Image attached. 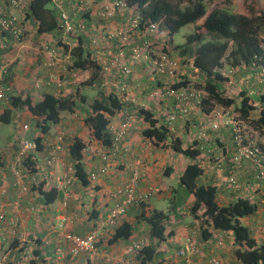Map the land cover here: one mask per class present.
Segmentation results:
<instances>
[{"label": "trees", "instance_id": "obj_1", "mask_svg": "<svg viewBox=\"0 0 264 264\" xmlns=\"http://www.w3.org/2000/svg\"><path fill=\"white\" fill-rule=\"evenodd\" d=\"M6 1L8 3V0ZM6 1L4 2L6 3ZM100 1L101 0H96L95 4H100ZM108 1H110L108 5L114 3L115 1H123L126 6L121 9L116 8L112 16L105 17L102 14L107 4L100 5L98 15L103 20H109L113 18L116 13L120 12L132 11L137 13V28L129 26V20L131 21L136 18L132 17V15L126 19L127 21H124V25L121 27L122 30L132 32L130 37H132L136 31H138V34L141 36L140 41H136V44L131 45L129 50L130 54L131 52L135 53V51L139 50L142 45L144 46L143 42L148 43L152 39H155L148 31L149 26L154 23L158 24L159 29H162L164 32L160 42L163 41L162 45L164 51L167 52V55L173 58L175 56L170 52V49L174 47L178 50V56L180 58H178L179 67L184 65V69L186 70L185 73H179L176 68L178 61L176 60L174 62L172 61L173 59L170 60L169 57L167 58L175 64L172 73L169 74L170 70L166 66L163 67V72H161V70H157V67L154 64L156 59H153L149 54L144 53L143 56L145 57V62L147 64L146 70L148 71L149 68H154L152 69L153 73H151L154 76L152 81L154 86L153 89L161 88L162 92H165L167 89L174 91L181 89H195L196 91L206 93V95L200 99L201 101L199 103V107L210 122L211 120H215V107H222L227 110L233 107L234 113L237 114V117L240 118L243 123L251 119L252 113L255 110H258L257 106L250 102L251 98L248 96L246 90L240 92V104L236 105V98L225 95L224 91L221 89L222 85L228 81L227 77H225L224 73H222L223 71L227 73V68L233 69L244 65L245 67L257 70L258 72L260 71L259 73L264 71V48L262 46V34L264 32V8H260L258 6V0H244L239 6L240 10H238V12H232L227 7H224L219 3H215V0ZM210 2L215 3L214 7L211 9L208 7V3ZM84 3V9L79 12L77 11V8L73 6V1L65 0L63 2L62 10L66 11L75 23L71 32L68 34H64L61 28V9L58 7V0H28L27 5H25L24 19L33 21V24L36 26V34L38 36L57 32L61 36L77 42V45L70 49L71 59L69 63H66L64 74L59 75L61 77L58 79L57 83H55L56 80H50V78L52 79V74H55V71L46 69L44 66H42L43 68L39 66L40 68L37 69V72L39 71L41 73H44V68L46 71L42 75L43 78L40 79L41 85L40 83L38 84L39 88L42 86H44V88H52L54 90L53 93L52 91H49L44 94L39 101L34 102L29 95L16 96L13 94V89L10 85L11 76L8 73L9 70L6 73L4 80L1 81V85L11 88V90L8 91V95L5 96L6 98L3 99L1 103L0 124H10L16 116L14 114L15 111L18 112V114L21 112H28L35 117L36 128L39 133L37 136L28 138L35 144L36 148L33 151H26L21 154L19 149L23 136L14 138L9 143H6L5 145L13 146L14 144L15 146L13 147L12 157L8 160V162L5 152L0 149V174L1 172L8 170V172H11L13 176V179L10 178L9 180V186H7L8 191L2 190L1 195H4V193H8L12 190L17 192V196L12 198V203L9 204V211L6 210L5 205H0V214L3 213L4 215V219L0 220V233L3 238L0 251L7 243V251H13L7 255L3 254L0 256L2 264H37L39 253L37 251L32 252L30 250L29 252L26 250L27 247L25 243L21 241L23 236L19 235L18 231L25 218L36 216L43 211L40 207V203H33L32 205L23 207L22 194L25 195L31 193L34 196L40 195L43 198L45 205L52 204L56 201L58 196L57 190L55 188H48L45 186L47 179L50 176V168L48 167L49 170L47 172V176L42 178L41 181H38V176L40 167L43 165L42 163L51 158L50 151L52 150L54 143L57 142L59 133H61V151H64L66 159L60 155L59 152V162H56L55 165L64 167L63 171L65 172H62L61 175H68L69 168L74 170L71 174H74V178L70 181L69 185L75 181L81 186L80 188L82 190L86 189L88 191L87 188L90 184H94L97 179L105 177L108 172V158L110 154L102 153L107 157V160L101 161L98 169L96 168L94 171L98 177L95 180H91L90 174L93 172H86L85 164L83 163L84 155L82 152L86 148V144L78 137H69L66 132L68 129L67 125L64 124V126H59V132L56 130L53 135L49 134L51 132V127L60 123L61 113L68 112L76 116V118L74 117V120H77V123L83 122V125L89 129L90 135L94 140H96V142L100 143L101 147L105 149L110 148L114 153L116 149L114 147V137L112 136L113 133L111 131V127H114L115 125L110 123V119L118 112H121L124 108L132 107L130 106L132 105L131 102L125 101L124 98L118 94L119 88L112 86L108 89L109 91L107 93H103L102 90H104V85L102 79L106 82L108 81L104 78L106 75L105 67H108L112 71L118 69V77L123 82H118L117 85L120 87L121 85L126 84L122 77H128L131 75L132 71L130 66L127 65L130 72L128 74H124L121 72V67H118L117 64H115L116 67L113 66L112 62L120 53L125 61L126 55L124 51V44H129L130 42H133L134 39L132 40L130 37L124 39L119 38L118 36H108L109 39L107 40L109 42H114V52L109 54V56L105 54L103 57L104 62L101 61L100 63L98 62V64L91 58V53H88L85 48V41L89 38L91 6L88 5V1L86 2L84 0ZM48 5H51V8H48ZM79 23H82L83 27H79ZM189 25H193V29L192 31L182 35L184 37V43L172 46L171 38L178 34L182 28ZM159 35L160 33L156 34V36ZM8 37L9 36L5 33L0 32V46L5 45L3 38L8 39ZM60 41H58V44H60ZM60 45L63 48L62 51L66 52L69 49V46L66 44L61 43ZM55 46L58 45L55 44ZM7 48L8 47H0V51H5ZM99 55H102V53H99ZM193 70H196V73L193 72ZM87 71L91 72L88 79L82 80L78 83V85H75L80 88H89V90H94L96 92L95 98L89 100L88 97L83 94H79L78 97L76 96L77 98H75L73 94L62 95V92L65 91L64 88L74 86V83L71 84V82L74 81V77L72 76L73 74H79V72L84 73ZM161 76L174 77L176 81L172 84L162 85V82L160 81L161 79L157 80V78ZM261 76L264 75L262 74ZM33 83L35 84V81H33ZM77 86L72 88L73 92H77L76 94L79 93L80 89ZM57 91L59 92V95H55ZM262 97L263 96L259 98L260 104L264 103ZM172 112L173 106L167 113ZM136 114L148 124L147 127L141 131L142 136L145 139L153 142L156 147L161 145L167 146V144H169V148L172 153L182 155L184 158L191 161L179 177L180 184L190 195L193 196V203L188 209V215L192 216V220L194 221L188 223L189 233L185 239H190L197 245L198 239L207 241L215 232H223L224 235H228V233H230L233 237L235 259L239 264H264V241L258 243L251 229L242 223V221L246 218L253 216L257 210V205L252 203L249 199L243 197H237L235 200L225 204L218 201V190L216 186H205L199 182L203 170L197 162L202 150L200 145L198 146V140H192L188 144L184 143L185 141L183 142L181 138L174 136L176 134L175 125L177 123L181 125L183 122H188L191 113H189L183 120H175V123L172 124L174 131L170 130V127H167L169 124L166 123V115L162 116L163 123H158L154 114L144 108H137ZM79 116H83L82 120H79ZM251 120L252 121L250 123L253 124L255 129L259 130L264 136V111H260L258 118ZM124 124L126 123H122V125ZM119 130L120 126L118 128V131ZM126 133L127 131L125 128L123 135L126 136ZM49 135L51 137L50 139L48 138ZM241 139V146H255L261 149L258 157L264 164V148L248 142L243 136ZM233 152L234 153L231 158L225 156L224 158L215 157L211 160V162H216L220 168H223L224 165V167L229 165L225 170V176L232 173L230 169V165L232 166V164L229 160H232L233 155L238 152L236 146H234ZM125 154L127 153L124 151V155ZM67 157H69L71 162H67ZM244 161L251 163L253 166L254 182L263 181L264 178H257L258 171L255 170L251 161L241 158L239 164H243ZM139 163L142 166L140 161ZM101 168H104L106 172L100 174ZM239 170H237L235 176L236 184H239L240 181L238 177ZM164 174L169 175L170 169L167 168L164 171ZM51 178L52 177L49 179ZM130 178L131 176L129 179ZM129 179L113 191L111 190V192L107 193V198L110 202L109 209L113 205V193L128 183ZM17 180L22 181V185L26 188L25 191L20 190L19 186L15 185V183H18ZM139 181L137 191L141 192L142 189L139 185ZM92 189H95V187ZM231 191L232 194L230 196L233 197H236L237 193L240 192L237 189ZM83 193L86 192L83 191ZM14 202L18 203V211L12 208V204ZM66 204V201H64V206H66ZM147 205L148 203L142 204L138 207L130 206L140 210L139 215L136 217V221H143L149 228V240H146L145 244L137 251L125 253V255H128L131 258L130 261H134L135 264L151 263L157 256V247L162 245L173 235V232L169 231L171 227L168 225V222L171 219V214L169 213L170 211L164 212L163 210L153 209L149 211L148 215H145V211L143 210ZM109 209L107 213L98 218V220L96 219L98 212L95 211L92 213V218L97 220V224H95L96 227H98L100 220H104L106 218ZM61 216L68 217L70 215L62 214L60 217ZM10 219H13L12 222L15 226L13 224H9ZM59 221L60 220H57L53 228L56 227L55 225ZM73 224L67 226L65 231L68 232V227ZM53 228L49 230L50 233H53ZM105 230H111L106 240L107 247H110L116 245L120 241L129 240L133 235L134 225L121 220L116 226L105 228ZM55 235L57 236V234ZM85 236L86 235H83L82 237ZM58 238L61 241L59 245H61L62 248L64 245H67L62 243L63 241L61 237ZM32 241V243L35 242V244L37 243L39 246V239H37V242L36 239ZM132 241L139 242L140 239L131 240V242ZM42 242H44V246L48 244V241L46 240H43ZM65 254V258L59 259L65 260L68 256L69 259H76L81 254L90 253L83 252L75 257H71L68 255L67 250V253L65 252Z\"/></svg>", "mask_w": 264, "mask_h": 264}, {"label": "crops", "instance_id": "obj_2", "mask_svg": "<svg viewBox=\"0 0 264 264\" xmlns=\"http://www.w3.org/2000/svg\"><path fill=\"white\" fill-rule=\"evenodd\" d=\"M109 3L110 1L108 0H101L100 4L93 3L89 5L91 6V23L89 29V38H87L85 41V48L87 49L88 53H91V58L94 59L97 63H100L101 61L104 62L103 57L105 56V54L109 56V54H112L114 52V42H109L107 40L109 39L108 36H114L110 32L113 30H117V28L119 27H122L124 25V21L131 14L136 13L132 11L120 12L116 13L115 16L109 20H103L98 15L99 6L106 4L108 5ZM11 13L15 14L16 16V12L13 11ZM23 18L25 17L23 16ZM25 22L29 23L30 20L25 19ZM28 27L33 29L30 35L37 38L40 45L36 58H33V60L30 61L28 67V73H31V75H33L30 79L32 83L28 84L27 91H25L24 89L23 92L20 93V96L29 95L32 98V101L37 102L43 97L44 94L48 93L49 91H52V93L54 92L52 88H44V86H42L41 88L34 87L33 81L37 80L36 75L38 73L44 74L46 72L45 68L44 73H41L39 71L37 72V69L42 66H45L46 61L49 60L48 54L40 49L41 44L47 43L51 47L60 48L61 53H65V51H62L63 48L60 45L61 43L69 46V49L67 51H70L71 48L77 45V42H72V40L70 41V39L63 37L60 34H58L57 36L55 34L50 33L38 36L36 34V26L34 24L33 26L29 25ZM138 33L139 32L136 31L133 36L130 37L132 38V40L134 39L133 42H130L129 44H124L126 59L124 61L122 58V60L124 64L130 66L132 73L128 77H122V79L128 85V95L133 100V102L132 105H130L132 107L124 108L121 112H118L110 119V123L115 124L118 128L119 126L120 128L122 127V123H130L128 125L126 124V136H124L123 140L118 143L115 152L113 153V150H111L110 148L105 149L101 147L100 143L96 142V140H94L93 137L90 135L88 128H86V131L85 129H81V123L83 124V122H79L74 126H70V128H68L67 130L65 129L69 137H78L83 143L86 144V148L82 152L84 155L83 163L85 164L86 172H92L95 171L96 168L98 169L101 164V160L99 159L100 153L110 154L108 158V172L105 177L97 179L94 184H90L87 188L88 191L86 189L82 190L80 188L81 186L75 181H73L70 185L66 184L65 182H58L56 178L60 177L61 173L65 171H63V166L55 165L54 169H48L49 172L51 171V173L53 174V177L49 179L51 177L49 176L45 184L46 187L55 188L58 192L57 199L54 203L45 205L44 200L40 195L34 196L31 193L25 195L22 194L23 207L27 205H32L33 203H40V207L43 211L42 213H39L36 216L25 218L21 224V228L19 229V231L17 230L19 232V235L23 236L21 241L25 243L26 247L28 248H26V250L29 252L30 250L32 252L37 251L39 253V259H37V264H134V261H130L131 258L128 255H125L127 245L129 244V242H131V240H134L132 237L127 241H120L114 246L107 247L106 240L111 230L98 229L95 226V224H97L98 218L106 214L110 207V202L108 201L107 193L111 192V190L113 191L115 188L125 183L131 176L133 170L136 168V163L140 161L142 163V177L139 181L141 189L143 191L152 189V195L150 196V199L154 197L155 199L159 200L163 197H171L173 189L165 188L164 190H162L155 185V182L158 179L160 172H164L167 168H169L170 177V175H174V173L179 170L178 167H181V169L177 173L179 178L182 175L185 167L191 163L190 160H188L187 162V159L183 158L182 155L175 153L171 154L169 158H167L169 153H167V156H164L159 147L154 146L153 142L148 139H145L142 136L141 131L145 129L148 124L142 118L138 117V115L136 114L137 108H144L145 110L152 112L154 114L155 119L158 120V123H163L162 116L166 115L167 112L172 109L173 99L165 95L164 93L159 94L158 92L161 91V88H158L159 90L153 89L154 86L152 84V81L154 79V76L150 73L147 74V64L145 62V57L143 56V49L140 48L139 50H136L135 53H129L131 45L136 44V41L141 40V36ZM180 36L181 37L178 40H175L174 37L171 38L172 46H177L184 43V37L182 35ZM162 37L158 39H152L151 41H154L156 44H158ZM90 38H97L99 44L97 46L91 45ZM58 41H60V44H58ZM15 44V41L12 38H9L6 46L8 48L6 51H0V57H3V55L6 54L8 58L10 57V59H12V63L8 67V73L11 76L12 81L16 79V82H18L22 78V69L19 68V61L17 60L18 58H20L21 60V57H19V54L17 52L18 50H15V52L12 50L10 52L11 47H13ZM55 44H57L58 46H55ZM161 44H163V41L160 42V45ZM170 52L174 53V56L176 58H179L178 50H176L174 47L170 49ZM99 53H102V55H99ZM13 60L15 61L13 62ZM55 60V65L51 69L55 71V74H52L53 76L52 79L50 78V80H56L55 83H57L58 79H60L61 77L59 75L64 74L65 66L63 65V63H66L63 57ZM189 67L191 68L190 65ZM34 69L35 71L32 72V70ZM117 70L112 71L107 67L106 75L104 76V78L108 81L106 82L102 79L104 85V90H102L103 93H107L109 91L108 89H110L114 84H117L118 82H123L121 79H119V74ZM226 70H228L229 72L230 69L227 68ZM233 70V74L236 73V80L240 84L245 81V87L241 88H243L242 90L247 91L248 96L251 98L250 102L257 106L258 110H255L254 112H258L259 114L260 111H264V103H259V98L261 96H263L262 98L264 101V81L260 80L258 84L253 85L254 81L252 79V76L259 73L260 71L258 72L257 70L245 67L244 65H241L238 68H233ZM185 72L186 70L184 69L181 73ZM193 72L196 73V70H193ZM222 73H224V71ZM26 75L27 73L24 74V76ZM90 75L91 72L89 71L84 73L79 72V74H73L72 76L74 77V81H72L71 84L74 83L73 85L77 86L79 82L84 79H88ZM225 77H227L228 81L222 85V90H227L228 88H226V86L233 82L232 77L226 75ZM157 80H160L162 82V85L172 84L176 81L174 77L168 76L158 77ZM39 83L41 84L40 80L36 82V84ZM74 86H68L64 88L65 91L62 92V95L73 94L74 97L77 98L79 94L86 95V91L89 90V88H80L77 86L80 89L79 93L76 94L77 92H73L72 89L74 88ZM91 91L95 92L92 89ZM254 92H257L256 95L259 96L257 98L258 101H254ZM55 95H59V92L57 91ZM225 95H229V93H225ZM229 97H233V95H229ZM93 98H95V96ZM236 99L240 100V98ZM217 109L218 108L215 107L214 110L217 111ZM190 113L191 115L188 119L189 121H186V123L183 122L186 126H183L182 124L179 125V123L175 125L176 134L174 136L181 138L183 142L184 139L188 142H191V140L195 139L198 140V146L200 145L202 150L197 162L203 170L199 182L205 186H216L218 190L219 201L223 204L235 200L237 197L247 198L252 203H255L257 205V210L253 214V217L249 220L245 219L242 223L244 225H247L251 229L258 243L263 242L264 180L256 184V182H254L253 180L252 164L244 161L243 164H241V169L238 173L240 181L237 190L240 192L237 193L236 197L230 196L232 194L231 190L233 189H230L231 187L228 185V183H226L225 176V170L229 165L227 167L220 168L216 162H211V160H213L215 157H232L235 146V134L233 132V128L231 125H224L223 118H218L216 120L215 124H218L217 129L209 127V124H211L209 123L210 120H208L207 116L202 113L198 103H195L194 105L191 104ZM22 114L28 115L31 119L36 121L35 117H33L28 112H23ZM62 118L63 117L61 116L60 123L56 125L55 130L53 132H50L49 134L53 135L56 130L57 132L60 131L59 126H64ZM79 118V120H82L83 116H79ZM125 118H127L126 121ZM71 122L74 123V121ZM23 125L25 124H22V126ZM204 126L207 127L205 136L203 138L200 137V139H198V135H200V132L202 131ZM17 127H20V125L18 124ZM84 127L85 126L83 125V128ZM73 130L75 131V133L73 132ZM38 134V132H36L35 135L31 133L29 134V137L37 136ZM251 137L252 135H249V138ZM48 138H51L50 135ZM245 138L247 137L245 136ZM255 138L256 140H260L264 144L263 135L257 134ZM247 141L251 143L253 142L249 139ZM13 147H15L14 144L13 146L4 145L2 148H0L5 152L7 162L12 157ZM123 149H127L128 153L124 155ZM97 152H99V154ZM60 155L65 157V153L63 150L60 151ZM67 158V162H71L69 157ZM97 161H100V163L97 164ZM229 161H231V159ZM86 165L89 168H86ZM10 178L13 179L11 172H8V170L1 172L0 205H5L6 210L8 211L10 208L9 204L12 203V198H15L17 196V192L13 190L9 191L8 193H4V195H1L2 190L8 191L7 186H9ZM93 187H95V189H92ZM258 187H260V191H257ZM83 191H85L86 193H83ZM150 199L147 202L148 205L143 210L145 211V215H148L149 211L154 209L151 206ZM64 201H66L67 203L66 206H64ZM192 203L193 196L189 195L188 199L184 202L185 215L189 214L188 209L192 205ZM178 209L179 208H177L176 210ZM95 211L98 212V216L96 218L97 220L92 218V213ZM139 211L140 210L138 208L130 207L129 209H127L126 215L122 218V220L133 224L134 231L135 225L138 226L136 234L138 237H141L143 236V233H145V231L149 230V228L143 221H136V217L140 213ZM169 211L171 210L169 209ZM62 214H68L74 217V224L68 227V232L83 236L87 235L91 231L97 230L99 242L97 244L96 253L94 255L81 254L76 259H69V256L65 260L59 259L55 250L57 245H59L61 241L55 234L50 233L49 230L53 228L57 220H60V215ZM170 218L171 219L169 220L168 225L171 227V229L169 231H172L173 235L168 238L166 242L157 247V256L151 263L148 264H183V261L180 258H177L176 251L179 248L180 243L186 238L189 233L188 223L175 220L172 215H170ZM134 231L133 235L135 233ZM142 238H140V240ZM34 239H36V242L37 239L40 240L39 246L37 243L35 244V242L32 243V240ZM224 239H227L228 241ZM43 240L48 241V244L44 246V242H42ZM232 240L233 237L231 236V234L229 237L228 235H224L223 232H215L213 236L207 241L198 239L197 250L190 257L192 264H210V260L212 258L220 259L221 264H239L238 261H236L235 259L234 244ZM7 246L8 243L5 244L3 249L0 251V256L3 254L7 255L13 252L10 250L7 251ZM63 249L67 253V245H64Z\"/></svg>", "mask_w": 264, "mask_h": 264}, {"label": "built area", "instance_id": "obj_3", "mask_svg": "<svg viewBox=\"0 0 264 264\" xmlns=\"http://www.w3.org/2000/svg\"><path fill=\"white\" fill-rule=\"evenodd\" d=\"M65 0H58V7L61 9V21L62 25L61 28L63 30L64 34H68L71 32L72 28L74 27L75 23L72 21L71 17L67 14L66 11L62 10L63 7V2ZM73 1V6L77 8V11H81L84 9L85 3L84 0H71ZM22 5V0H8V3L6 1L2 2L0 0V32L5 33L8 35V39L12 38L15 43H22L24 39V33L23 29L20 25V23L17 21V19L13 16V14L9 11L10 9H16L17 7H20ZM126 5L123 1H115L114 3L105 6L103 16L109 17L112 16L114 13V10L116 8H124ZM129 26L132 28H137L138 26V19L137 15L136 18L133 20H129ZM79 27H83L82 23L78 24ZM122 33H119L117 36H121L122 38L126 39L127 36L124 35L128 33L127 30H122ZM149 33H151L153 36H156V34H163V32L159 29V25L154 23L149 26L148 29ZM114 35L115 37H117ZM129 37V36H128ZM7 38H3V42L5 45L0 46L6 48ZM91 45L97 46L99 44V41L97 38H91ZM144 45L147 46V42H143ZM148 47V46H147ZM40 49L48 54L49 60L46 61L45 66L49 69H52L53 66L55 65L56 60L59 58H64L65 63H69L70 61V51H67L65 53H61L60 48L56 47H51L47 43H43L40 46ZM122 54L120 53L118 57H116L112 65L115 66L117 64L118 67H121V72L124 74H128L129 68L126 64L122 63ZM58 63V62H57ZM155 66L157 67V70H161L163 72V67L166 66L170 71L169 74L172 73L173 68L175 67V64L170 61L165 54L160 55L154 62ZM65 66L66 64L63 63ZM116 67V66H115ZM105 70H107V67H105ZM8 71V66L4 64L2 61H0V108H1V103L3 99H5L6 95H8V91L11 90V88L4 87L1 85V81L4 80V77ZM232 70L229 71V73ZM262 74H264V71H262ZM225 75V74H224ZM41 85V84H40ZM115 88H119L118 94L121 95V97L124 98L125 101L128 102H133V100L129 97L128 95V85L123 84L119 87V85L114 84L113 85ZM36 87H39L37 84ZM159 94H165L171 98L174 99V105H173V112L172 113H167L166 114V123L169 124L170 130L174 131L173 129V123H175L176 119H181L183 120L189 113H190V105L192 102L195 103H200V99L205 96L203 95L204 93L201 91H196L195 89H181L178 91L170 90L167 89L165 92H158ZM157 94V92H156ZM218 118H223V124L224 125H231L233 128V132L235 134V146L237 147L238 152L233 155V158L231 160L230 169H231V174L226 176V183L233 189H237L238 184H236V172L237 170L240 169L241 165L239 164V161L241 158H244L246 160H249L253 163L255 170L258 171L257 178H264V164L261 162L260 158L258 157V154L260 153V148L255 147V146H241L242 142V129L239 123L235 122L233 119L228 118V110L224 108H218L217 111H215V120L211 121L209 123V127L213 129L218 128V124L216 123V120ZM127 118H125V121ZM127 125L129 123H126ZM126 124L122 125L120 130L118 131V127L116 125L114 127H111L112 131V136L114 137V147L117 149V143L123 140L124 138V132L126 128ZM23 133L26 134L29 132V127L27 124L22 126ZM207 127H203L202 131L200 132V135H198V139L203 138L205 136ZM241 133V134H240ZM61 133H59V136L57 138V142L54 143L52 150L50 151V156L51 158L47 160L48 162V167L49 168H54L56 162H59L58 155L59 152L61 151ZM237 134V136H236ZM254 147V148H252ZM35 144L28 139V137L23 136L21 140V145H20V152L21 154L25 153L26 151H33L35 150ZM124 150V149H123ZM125 152L128 153V150L125 149ZM102 160H107V157L104 154H100ZM137 166L133 170L131 178L129 179L128 183H126L121 189H118L116 192L113 193L112 199H113V205L109 209L108 214L106 215V218L104 220H100L98 224V229H103L109 228L116 226L122 218L126 215V210L130 206H140L143 204L149 197L152 195L148 191H143L141 192L137 191V186H138V181L142 177V170H141V165L139 162L136 163ZM74 172L73 169L69 168L68 170V175L67 174H62L60 177H57L56 180L60 183L65 182L66 184H69L70 181L74 178V174L71 175ZM105 169L101 168L100 169V174L105 173ZM19 175V174H17ZM50 176L53 177V174L50 172ZM98 177V175L93 172L90 174L91 180H95ZM20 180H17L18 183H15V185L19 186L20 190L25 191V186L22 185V181L19 182ZM12 208L14 210L18 211V203L14 202L12 204ZM4 219L3 213L0 214V220ZM13 219H10L9 224H15L12 222ZM74 222V217L72 216H61L60 221L55 225L56 227L53 228V233L57 234L58 237L62 238V243L67 244L68 246V255L71 257H75L79 255L80 253H90L91 255H94L96 253V244L98 243V233L97 230L92 231L91 233L87 234L85 237L78 236L76 234H72L69 232L65 231V228ZM146 239L142 238L139 242H130L127 245L126 252L131 253L134 251H137L140 249L144 244H145ZM3 243V238L2 234L0 233V247ZM197 250V245L190 239H185L182 243L180 248L176 251V256L177 258H180L183 261V264H192L191 261V256L196 252ZM56 253H58L59 258L63 259L65 258L66 254L65 251L63 250L61 245H58L56 247ZM210 264H221L220 259L217 258H212L210 260Z\"/></svg>", "mask_w": 264, "mask_h": 264}, {"label": "rangeland", "instance_id": "obj_4", "mask_svg": "<svg viewBox=\"0 0 264 264\" xmlns=\"http://www.w3.org/2000/svg\"><path fill=\"white\" fill-rule=\"evenodd\" d=\"M4 1H6V0H2V2H4ZM85 1L86 2L88 1V5H90V4L95 3L96 0H85ZM243 1L244 0H215V3H219L220 5H223L224 7H227L232 12H238V10H240L239 6L241 5V3H243ZM27 2H28V0H22V5L20 7H17L16 9H10L9 10L10 12H13V11L16 12V16H15V14H13V13L12 14L17 19V21L20 23V25H21V27L23 29V33H24V39H23L22 43H20V44L16 43L13 47H11V50H10V52L12 50L14 52H15V50H18L17 52L19 54V57H21V60H20V58H18L17 61H19V68L22 69V73H21L22 78L18 82H16L17 81L16 79L13 80V81H12V78L10 79V85L12 86L13 94L16 95V96H19L20 93H22L24 89H25V91H27L28 84L32 83L30 79H31V76H33V75H31V73L30 74L28 73V70H29L28 67H29L30 61H32L33 58H36L37 52H38V48H39V45H40V43L38 42L37 38H35L34 36L30 35L31 32L33 31V29L28 27V26L29 25L33 26V21L30 20L29 23H26L25 19L23 18V16H25L24 15L25 14V9L24 8L26 7L25 5H27ZM215 3L214 2L213 3H211V2L208 3L209 9L213 8ZM258 6L260 8H264V0H258ZM48 8H51V5H48ZM131 15H132V17H136L137 13L131 14ZM27 27H28V30H27ZM120 28L121 27L117 28V30H115V31L114 30L111 31L110 33L112 35H116V34L118 35L119 33L123 32L122 29H120ZM192 29H193V25L185 26L184 28L181 29V31L178 34H176L174 36V39L175 40L176 39L177 40L180 39V37H181L180 35H184L185 33L189 32V31H192ZM52 34H55V35L58 36L57 32H52ZM131 34H132V32H128V33H126L124 35H126L127 38H129ZM119 38H122V37L119 36ZM154 38L158 39V38H160V35L159 36H154ZM262 40H263V44L262 45L264 47V32L262 34ZM147 46L146 45H144V46L142 45L141 48L143 49V52L145 54H149L153 59H157L160 55L165 54L167 57H169L170 60L173 59L172 61H174V62L176 60L178 61V58H176V57L171 58L170 56L167 55V52L164 51L163 45L162 44L160 45V42L158 44H156L154 41H149ZM13 59H14V57H13ZM0 61H2L8 67L12 63V59H10V57L8 58V56L6 54L3 55V57H0ZM14 61L15 60H13V62ZM45 68H47V67H45ZM176 68H177V71H179V73H181L184 70V65L182 67H179V61H178ZM152 69H154V68L153 67L149 68L147 74L148 73H150V74L153 73ZM34 71H35V69L32 70V72H34ZM25 73H27L26 76H24ZM224 73H225L226 76L232 77V80H233V82L231 84H228V86H226V88H228V89L227 90H223L224 93H227V94L229 93V95H231V96L233 95L234 98H240L239 94H240L241 91H243L242 90L243 88H241V87H245V81H243L242 84H240L236 80V73L233 74L234 70H232L230 73L229 72L226 73L224 71ZM42 75L43 74L36 75L37 76V80L35 81L34 87H36L35 86L36 82L39 81L41 78H43ZM261 75H262V73H257V74L252 76V79L254 81L253 85L258 84L260 80L264 81V76H261ZM234 76H235V78H234ZM86 93H87L86 96L88 97L89 100L93 99V97L96 95L95 92H93L91 90H87ZM254 93H255L254 94V101H258L257 98L259 96L256 95L257 92H254ZM203 95H206V93H204ZM229 95H227V96H229ZM236 101H237L236 105H239L240 104V100L236 99ZM191 104L194 105L195 102H192ZM190 107H191V105H190ZM22 113L23 112L18 114V112L15 111L14 114L16 116H15L14 120L10 124H7V125L0 124V148H2L6 143L12 141L14 138L22 137V136L29 137V134L33 133L35 135L36 132L38 131L37 128H36L35 120L31 119L28 115H23ZM258 115H259L258 112H253L252 115H251V119H254L255 117L258 118ZM61 116L63 117L62 118L63 124L68 125L67 126L68 128L70 126H74L75 124H78L77 120H74V117L76 118V116H74V115H72V114H70L68 112H62ZM228 118L233 119L237 123L240 122L239 125L241 126V129H242V136L244 137L245 140L249 139V140L253 141L252 144L258 145V146H261V147L264 148V144L260 140H256V138H255L257 134H259V135H262V134L260 133L259 130L255 129L253 124L250 123L252 121L251 119H249L248 121H245V123H243V121L240 120V118L237 117V114L234 113V108L233 107L228 110ZM71 121H74V123L71 122ZM16 123H18L20 125V127H17L18 124H16ZM22 124H27L30 127V131L28 133L24 134L22 132V129H21L22 128ZM181 124L183 126H186V125H184V123H181ZM55 127L56 126H52L51 127L52 128L51 132H53L55 130ZM81 129H85V131H86V127L83 128V124L82 123H81ZM73 132L75 133L74 130H73ZM249 135H252V137H251L252 139L249 138ZM245 136L247 138H245ZM184 141H185L184 143H188V144L190 143V142H188L185 139H184ZM159 149L161 150L162 154H164V156H167V153H169L167 158H169V156L171 154H173L172 151L169 148V144H167V146L161 145V146H159ZM180 158H181V156H180ZM188 160L189 159H187L186 161L188 162ZM96 163L99 164L100 161L99 162L97 161ZM42 164L43 165L40 167L38 181L41 178H45L47 176V172H48V162L44 161ZM86 168H89V167L86 165ZM178 169L180 170L181 167H178ZM179 170L176 171V173H174V175H170V177H169V175L164 174L163 171L160 172V175H159L158 179L156 180L155 185L158 188L162 189V190H164L165 188L173 189V193H172L171 197H163V198H160L159 200H157L154 197H152L150 199V203H151V206L154 209L163 210L164 212H168L169 209L171 210V208H172V210L169 213L173 216V218L175 220L182 221V222H185V223H190L192 221V216L184 214V202L188 199L190 194L187 192V190L178 181L179 178H178L177 173L179 172ZM259 182L260 181H257L256 184H258ZM257 191H260V187H258ZM177 208H179V209L176 210ZM252 217L253 216H251L249 218H246V219L249 220ZM137 227L138 226L135 225V231H134L135 233L132 236V238L134 240H137V239H140V238L143 237V238H146L147 240H149L148 231H145V233H143V236H141V237L137 236V234H136V230L138 229ZM228 236L230 237V234H228ZM224 240L228 241L227 239H224ZM1 261L2 260H0V264H2Z\"/></svg>", "mask_w": 264, "mask_h": 264}, {"label": "clouds", "instance_id": "obj_5", "mask_svg": "<svg viewBox=\"0 0 264 264\" xmlns=\"http://www.w3.org/2000/svg\"><path fill=\"white\" fill-rule=\"evenodd\" d=\"M162 32H163V30L162 29H160ZM163 34H164V32H163ZM163 34H161V36H160V38L163 36ZM154 37V36H153ZM230 70H233V69H230ZM29 138V137H28ZM125 151V150H124ZM98 154H99V152H97ZM100 154H102V153H100ZM100 157H99V159L102 161V159H101V155H99ZM92 172H94V171H92ZM148 192H150L151 194H152V189H148L147 190ZM149 199H150V197H149ZM149 199H147L143 204H145V203H147L148 201H149ZM142 205V204H141ZM144 239H146V238H144ZM147 240V239H146Z\"/></svg>", "mask_w": 264, "mask_h": 264}]
</instances>
